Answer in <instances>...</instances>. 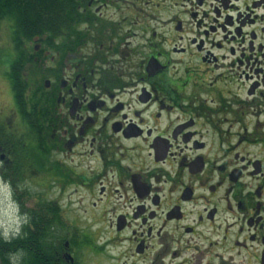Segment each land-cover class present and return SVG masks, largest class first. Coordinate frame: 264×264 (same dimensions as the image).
I'll return each mask as SVG.
<instances>
[{"label": "flooded vegetation", "instance_id": "1", "mask_svg": "<svg viewBox=\"0 0 264 264\" xmlns=\"http://www.w3.org/2000/svg\"><path fill=\"white\" fill-rule=\"evenodd\" d=\"M49 1L0 19V177L57 264H264V0Z\"/></svg>", "mask_w": 264, "mask_h": 264}, {"label": "trees", "instance_id": "2", "mask_svg": "<svg viewBox=\"0 0 264 264\" xmlns=\"http://www.w3.org/2000/svg\"><path fill=\"white\" fill-rule=\"evenodd\" d=\"M49 4V0H0V19L4 15L9 16L16 25L20 23L18 17L22 13L33 15L35 10H48ZM12 34L14 40L21 36L19 33ZM15 63L13 59L10 67L13 68ZM17 81L22 82L20 76H17ZM25 213L27 218L20 229L14 232L16 235H8L9 239L5 240L0 230V264H12V257L16 258V264H57L56 254L59 250L52 242L55 237L63 238V233L37 218V214L34 216L32 209Z\"/></svg>", "mask_w": 264, "mask_h": 264}, {"label": "rangeland", "instance_id": "3", "mask_svg": "<svg viewBox=\"0 0 264 264\" xmlns=\"http://www.w3.org/2000/svg\"><path fill=\"white\" fill-rule=\"evenodd\" d=\"M11 38H13V34H9ZM7 40V35L4 29V25L0 24V85L2 84V75L4 72V65H6V62L10 60V57L12 54H15V50L12 48L13 51L11 50H6V47H4L3 43H6ZM14 40V39H13ZM5 49V50H4ZM8 56V57H7ZM9 64V63H8ZM9 69H12L9 66ZM2 87H0V105H4L3 100H5V94L2 93ZM25 184V189L28 190V195L31 196L35 189L32 186V180L28 179L24 182ZM7 185L6 181H3L0 177V230L5 233H10L11 231L19 230L21 225V218L22 214L27 211L32 209V198L30 197H24L22 199V207L24 211L22 212L17 204L13 202V197L10 191V188ZM45 194L46 189H42ZM20 190L18 189V192ZM47 197H61L60 198V203L64 205L65 203V197L66 194H62V196L57 194V191L51 193V190H48L47 192ZM30 198V199H29Z\"/></svg>", "mask_w": 264, "mask_h": 264}, {"label": "clouds", "instance_id": "4", "mask_svg": "<svg viewBox=\"0 0 264 264\" xmlns=\"http://www.w3.org/2000/svg\"><path fill=\"white\" fill-rule=\"evenodd\" d=\"M13 235H15V233H13ZM3 238L5 240H8L9 239V236H8V233L7 232L4 233ZM11 259H12V264H16V258L15 257H12Z\"/></svg>", "mask_w": 264, "mask_h": 264}]
</instances>
